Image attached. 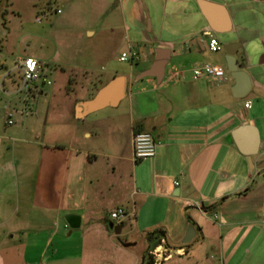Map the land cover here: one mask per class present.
<instances>
[{"label": "crops", "instance_id": "crops-1", "mask_svg": "<svg viewBox=\"0 0 264 264\" xmlns=\"http://www.w3.org/2000/svg\"><path fill=\"white\" fill-rule=\"evenodd\" d=\"M53 1L57 22L92 38L68 54L85 83L45 140L32 120L0 122V264H145L155 233L165 236L158 247L173 250L161 264H264V160L254 157L252 170L233 137L243 125L264 137V0ZM208 28L224 47L242 48L238 59L252 78L245 98L233 96L231 75L193 79L191 70L221 61L202 34ZM128 51L140 56L131 66H152L117 72L112 62ZM158 62L161 81L135 79ZM187 62L189 71L169 72ZM102 63L107 82L93 75ZM115 77L125 78L122 101L85 113L81 104ZM6 78L13 81L11 72ZM138 131L157 144L140 166ZM117 209L127 214L115 224L123 243L110 227ZM69 215L81 217L79 229ZM191 227L195 237L184 244Z\"/></svg>", "mask_w": 264, "mask_h": 264}, {"label": "rangeland", "instance_id": "rangeland-1", "mask_svg": "<svg viewBox=\"0 0 264 264\" xmlns=\"http://www.w3.org/2000/svg\"><path fill=\"white\" fill-rule=\"evenodd\" d=\"M49 2H52L51 5ZM55 8L53 0H0V122H8L9 112H12L15 124L32 120L38 126L40 125V137L43 140L46 139L48 127L52 126L65 111V107L77 98V93L82 90V85L85 83L84 78L69 66L68 54L71 52L69 56L75 57L76 52L85 49L86 43L92 41V38L84 31H80L75 23L61 24L57 22ZM3 14H5L4 17ZM221 44L224 45L222 42ZM72 52L74 53L72 54ZM216 56L220 58V62L208 61L205 64L223 67L227 78L230 79L224 46ZM27 58H36L47 66L45 76L34 84L38 91L34 89L28 98L25 93H16L20 84V73L17 66ZM52 58L58 61L54 63ZM135 64L131 66L130 61L115 60L111 65L117 72L127 74L133 72L137 74L152 66L151 61L144 63V60ZM106 66L104 63L98 64L93 72V75L103 76L104 82H107L109 78ZM174 66L176 69H173L174 71L169 69V72L184 73L194 65L187 62ZM192 71L190 72L192 73ZM10 72L13 81H5L3 86V79ZM141 74L135 75V79ZM27 105L30 114L25 116L22 111L26 109ZM262 140L264 141V137ZM259 157L264 160V152L260 151ZM131 174L134 176V169H131ZM262 175L264 176V173L260 176ZM114 224L117 225L116 222ZM124 241L125 238L121 235L119 242L123 243ZM140 248L141 243L132 248L131 253ZM113 258L120 259L117 254ZM126 262H130V259L128 258Z\"/></svg>", "mask_w": 264, "mask_h": 264}, {"label": "water", "instance_id": "water-1", "mask_svg": "<svg viewBox=\"0 0 264 264\" xmlns=\"http://www.w3.org/2000/svg\"><path fill=\"white\" fill-rule=\"evenodd\" d=\"M242 48L235 46H226L227 71L231 75L234 86L232 89L233 96L237 99L245 98L252 89V78L247 72L248 63H240L238 54ZM161 53V52H160ZM164 65L158 62L155 70H149L139 76V80L147 77H155L160 81L163 79L162 69ZM125 92V78L115 77L103 88H101L97 95L90 101L81 104L85 113H94L107 107L117 106L123 99ZM233 137L240 153L246 158L252 170L255 169L253 158L259 156L261 149V138L256 127L252 125H243L236 129ZM259 167V168H263ZM66 221L72 230L81 227V217L77 215H69ZM110 227L115 230L117 236H121L123 227L111 224ZM196 231L191 227L184 239V244H189L195 237ZM155 241L149 243V248L145 256V264L151 260V255L160 243L165 240V236L161 233L153 234ZM135 244H124L125 247H130Z\"/></svg>", "mask_w": 264, "mask_h": 264}, {"label": "built area", "instance_id": "built-area-1", "mask_svg": "<svg viewBox=\"0 0 264 264\" xmlns=\"http://www.w3.org/2000/svg\"><path fill=\"white\" fill-rule=\"evenodd\" d=\"M60 13V11H59ZM203 36L209 38L208 48L213 53H218L223 49L221 42L214 36L213 31L208 28L202 32ZM140 58L138 53L133 51H128L124 53L121 57L122 62H134ZM17 70L20 73V84L17 87L16 93H25L27 98L31 92H34V89L38 91V88L34 84L47 73V66L40 60L36 58H27L22 60L18 66ZM194 80H201L204 77H207L215 82H222L226 78V71L221 66H211V65H202L195 68L192 71ZM7 78L5 77L2 81L4 86ZM46 80L44 79V82ZM246 108H250V104L246 105ZM22 114L27 116L30 114L28 105L25 110L22 111ZM8 125H14L13 114L12 112L8 113ZM260 151L264 152V141L261 143ZM157 155V144L153 135L149 132L138 131L134 133L133 136V161L134 163H142L151 159H154ZM175 186H179V182H174ZM127 218V214L124 209H117L111 214V219L115 221L118 225L122 224ZM173 250L165 246H160L155 249L152 253L151 258L154 264H161L172 258ZM40 264V263H35Z\"/></svg>", "mask_w": 264, "mask_h": 264}, {"label": "trees", "instance_id": "trees-1", "mask_svg": "<svg viewBox=\"0 0 264 264\" xmlns=\"http://www.w3.org/2000/svg\"><path fill=\"white\" fill-rule=\"evenodd\" d=\"M6 14V13H5ZM5 14H3V17L5 16ZM147 264H153V260L151 258V260L147 263Z\"/></svg>", "mask_w": 264, "mask_h": 264}]
</instances>
